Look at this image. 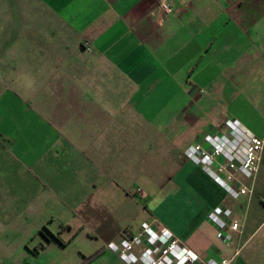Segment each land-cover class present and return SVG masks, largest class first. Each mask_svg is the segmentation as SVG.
Here are the masks:
<instances>
[{
    "label": "crops",
    "instance_id": "0c3cea01",
    "mask_svg": "<svg viewBox=\"0 0 264 264\" xmlns=\"http://www.w3.org/2000/svg\"><path fill=\"white\" fill-rule=\"evenodd\" d=\"M21 4L22 46L47 74L30 100L0 94V131L19 130L9 152L0 148V264H77L98 247L82 264H126L106 245L142 224L204 259L264 264V215L248 225L183 153L226 118L263 141L247 121L264 109V0H170L160 20L156 0ZM8 176L30 186L31 201L6 198ZM215 206L242 218L227 244L207 217ZM74 239L88 247L70 253Z\"/></svg>",
    "mask_w": 264,
    "mask_h": 264
},
{
    "label": "built area",
    "instance_id": "2783aa9c",
    "mask_svg": "<svg viewBox=\"0 0 264 264\" xmlns=\"http://www.w3.org/2000/svg\"><path fill=\"white\" fill-rule=\"evenodd\" d=\"M170 10V0H156L155 15L160 20ZM224 130L205 133L201 142L187 144L184 155L230 198L248 196L257 168L262 138L253 135L236 119L223 120ZM249 178L244 185L239 177ZM138 192V188H135ZM222 243L230 241V232H239L242 218L226 206H215L207 214ZM126 264H227L229 257L202 258L185 246L167 228L142 224L135 232L122 230L117 241L107 243Z\"/></svg>",
    "mask_w": 264,
    "mask_h": 264
},
{
    "label": "rangeland",
    "instance_id": "374dc122",
    "mask_svg": "<svg viewBox=\"0 0 264 264\" xmlns=\"http://www.w3.org/2000/svg\"><path fill=\"white\" fill-rule=\"evenodd\" d=\"M21 5L23 7V4H21V0H0V94L4 89L11 88L18 94L20 98H22L20 99L21 101H26V99H31V94L35 91V88L40 85L41 81L43 80L41 76H46L47 70L46 66L44 65L39 71L37 69V66L35 64H32V60H30V57H27L26 51L30 52V48L26 47L25 45L22 46L23 43L20 40L19 30V11ZM23 8L25 9V5ZM22 50L24 52L23 57H25L27 60L23 62V65L19 60L16 59L17 55H19ZM259 87H261V91L264 92V80L261 81ZM262 101L263 98L261 99L260 104H263ZM28 104L30 105V102ZM28 111H30V108H28ZM26 113L27 112H22L18 116V118L27 121L28 114ZM13 115H15V113H13ZM247 122H250L247 123L248 127H255L258 128L259 131H263V141L261 145L259 161L257 162V168L250 183V193L248 196L236 197L234 199L242 205L247 224L250 225L249 222H252L253 219L264 215V109L262 110V115L260 114L258 119L253 118V120ZM24 129L29 130L30 128L29 126H24ZM17 134H19V130L16 127H12L5 132L1 130L0 148L6 152H9L10 145H13L12 141L16 140V137L18 136ZM208 178L211 179L209 176ZM239 178L244 185H249V178L241 176ZM11 182H13V179L11 178V176H8L6 183L7 199H11V196H14L17 193H26L28 196V200L31 201L30 194H32V190L29 185L19 184V181H17L16 183ZM215 184L221 189V187L217 183ZM18 186H24L23 191L18 190ZM225 196L227 195L225 194ZM13 208L14 207H11L12 211ZM176 208L177 207L174 208V206H170L168 208V212L173 213ZM8 213L10 214L11 212L8 211ZM49 227L54 229L55 221L50 222ZM81 242L87 241L83 240ZM81 242L77 241V239H74L71 243L69 242L66 247L67 251H69L70 253H74V248L76 247V245H79L80 247H88L89 242H87L86 245L82 244ZM33 243V240H27L26 245L29 249H33ZM39 260L42 261L41 258Z\"/></svg>",
    "mask_w": 264,
    "mask_h": 264
},
{
    "label": "trees",
    "instance_id": "16d2710c",
    "mask_svg": "<svg viewBox=\"0 0 264 264\" xmlns=\"http://www.w3.org/2000/svg\"><path fill=\"white\" fill-rule=\"evenodd\" d=\"M52 237H54L58 242L62 243L63 240L60 239L56 234H51ZM99 247L96 248L95 250H93L92 252H90L89 254L83 255L82 258L80 259V261L77 264H82L85 260L91 258L92 256H94L98 251H99Z\"/></svg>",
    "mask_w": 264,
    "mask_h": 264
}]
</instances>
